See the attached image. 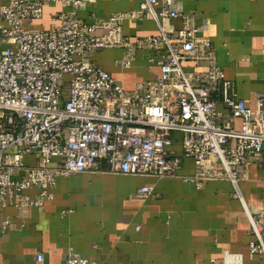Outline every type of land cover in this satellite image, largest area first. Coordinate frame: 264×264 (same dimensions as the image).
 I'll return each instance as SVG.
<instances>
[{"label": "built area", "instance_id": "built-area-1", "mask_svg": "<svg viewBox=\"0 0 264 264\" xmlns=\"http://www.w3.org/2000/svg\"><path fill=\"white\" fill-rule=\"evenodd\" d=\"M48 1L7 0L0 6V43H5L0 51V206L19 211L42 206L57 177L98 169L179 176L197 188L227 180L244 204L238 190L241 171L264 148V91L249 99L238 96L194 15L177 10V0H142L133 11L88 23L77 16L80 0H55L66 9L47 29L27 26L42 16ZM145 14L157 33L125 36L124 18ZM175 18L178 27L171 23ZM98 28L105 32L95 35ZM107 47L123 48V67L136 50L145 49L148 63L159 72L125 89L86 58ZM174 132L182 135L180 155L168 149ZM28 155L37 163L26 165ZM183 158L192 159L193 173L178 174ZM29 189L35 190L33 196ZM152 194L151 185H142L132 196L144 200ZM245 210L249 253L264 264V207ZM35 260L46 264L41 251ZM64 264L96 263L77 254ZM207 264H217L216 259ZM221 264H242L241 254L225 250Z\"/></svg>", "mask_w": 264, "mask_h": 264}, {"label": "crops", "instance_id": "crops-1", "mask_svg": "<svg viewBox=\"0 0 264 264\" xmlns=\"http://www.w3.org/2000/svg\"><path fill=\"white\" fill-rule=\"evenodd\" d=\"M6 1L0 0V6ZM141 1L80 0L76 13L92 23L133 11ZM175 7L194 15L199 34L211 40L217 63L239 97L249 99L264 91V0H177ZM65 9L59 1H48L42 16L25 24L47 29L51 18ZM171 23L178 27L180 19ZM122 27L130 38L158 31L146 14L124 18ZM104 32L98 28L93 33ZM4 47L1 42L0 51ZM122 55L123 48L107 47L86 58L128 90L159 72L157 65L148 63L145 49L136 50L128 67L120 65ZM232 123L238 127L240 120ZM181 136L173 133L171 153L181 154ZM24 163L33 165L37 159L28 155ZM194 169L192 159L183 158L178 174ZM142 185H151L153 194L138 200L132 193ZM238 190L245 205L233 196L235 187L227 180L205 181L197 188L179 176L157 178L100 169L59 176L42 206L25 211L0 206V264H37V251L46 264H64L77 254L96 264H207L210 258L221 264L225 250L240 253L242 264H262L248 250L245 207L250 212L264 207V148L242 169ZM28 193L33 196L35 190Z\"/></svg>", "mask_w": 264, "mask_h": 264}]
</instances>
